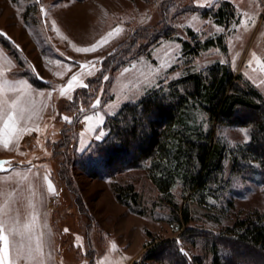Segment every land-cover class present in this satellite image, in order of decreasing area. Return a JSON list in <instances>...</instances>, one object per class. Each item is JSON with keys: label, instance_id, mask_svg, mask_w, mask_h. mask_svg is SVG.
Returning <instances> with one entry per match:
<instances>
[{"label": "rangeland", "instance_id": "obj_1", "mask_svg": "<svg viewBox=\"0 0 264 264\" xmlns=\"http://www.w3.org/2000/svg\"><path fill=\"white\" fill-rule=\"evenodd\" d=\"M228 1L233 4L238 20L225 26L215 24L199 11H191L206 0H0V71L3 72L0 79L13 81L7 86L17 90L15 94L6 93V98L11 100L22 95L25 115L20 126L31 129L20 133L7 148L0 142V160L7 161L0 168V206L6 214L18 217L21 225H29L25 234L17 237L19 247L29 242L34 247L37 238L42 243L39 257H22L19 264H40L41 261L42 264H133L152 243L166 238H174L178 251L182 247L187 253L179 251L180 254L189 260L202 255L201 246L183 235L175 222L160 214L136 213L117 201L112 181L133 183L147 206L155 199L156 190L144 170L127 169L111 178H92L74 164L69 171L73 183L70 190L59 181L51 144L59 138L60 128L69 123L63 117H73V109L67 111V103L75 90L63 96L60 86L67 85L77 73L85 83L88 77L96 76L103 61L99 58L117 51V45L135 30L139 35L141 28L156 25L163 10L167 11L170 31L183 40H191L187 30L193 31L198 39L225 34L227 51L213 47L200 52L190 59L195 68H206L215 61L226 62L264 97V0ZM41 4L46 15L41 11ZM211 4L212 8L218 5ZM53 20L56 29L52 26ZM117 25L123 31L93 52L76 50L100 40ZM4 39L11 43L10 48L17 56L2 44ZM139 46L143 48L142 54L137 53ZM169 48L174 49L172 54ZM181 49V42L158 34L150 39L140 37L132 51L115 59L112 66L120 61L124 63L114 70L110 66L103 75V85L93 101L100 97V105L85 114L82 112L76 123L77 157L91 142L97 141L101 131L106 132L103 124L97 123V114L103 117L104 123L122 103L180 75L187 62ZM84 61H94V66L81 68ZM162 61L169 66L162 68ZM124 68L129 71L124 72ZM89 71L94 75L89 76ZM57 72L62 75H56ZM105 75L109 76L108 80H104ZM40 83L43 85L39 86ZM89 105L90 99L81 95L78 108L89 109ZM85 116L90 119L86 121ZM219 134L230 145L248 139V131L243 127H224ZM3 135V118H0V139ZM45 174L54 191L49 190ZM227 174L229 177V170ZM228 179L231 187L226 213L219 221H212L198 211L190 227H202L217 234L235 218L253 210H264V183L256 174ZM113 241L115 249L111 247ZM240 254L252 257L250 251L240 250ZM257 264L263 263L257 260Z\"/></svg>", "mask_w": 264, "mask_h": 264}, {"label": "trees", "instance_id": "obj_2", "mask_svg": "<svg viewBox=\"0 0 264 264\" xmlns=\"http://www.w3.org/2000/svg\"><path fill=\"white\" fill-rule=\"evenodd\" d=\"M211 3L218 5L212 8ZM203 5L191 11L209 16L217 25L238 20L228 0H209V4L206 0ZM170 27L163 10L156 25L141 28L139 35L135 30L117 45V51L103 58L99 73L86 79L87 88L75 89L66 104L67 111L73 109V119L60 128L59 138L51 144L57 176L72 190L69 171L74 164L92 178H111L127 169H142L156 190L155 199L147 206L133 183L112 181L117 201L136 213L166 217L201 246L202 255L189 260L180 254L174 238L159 239L133 264H257V260L264 264V210L235 218L217 234L189 226L198 211L212 221H219L226 213L231 187L228 178L256 174L264 183V97L226 62L215 61L203 69L190 63L191 58L213 47L225 53L224 33L198 39L187 30L191 40H183ZM158 34L181 42V55L187 62L180 75L122 103L103 123L107 140L91 142L77 157L75 126L82 112L92 110L103 75L115 59L135 48L140 37L150 39ZM2 44L13 52L8 40ZM141 49L139 46L137 53L142 54ZM122 63H115L111 69ZM81 95L90 99L89 109L78 108ZM224 127L246 128L247 141L228 144L219 134ZM240 250L250 251L252 257L241 255Z\"/></svg>", "mask_w": 264, "mask_h": 264}, {"label": "snow or ice", "instance_id": "obj_3", "mask_svg": "<svg viewBox=\"0 0 264 264\" xmlns=\"http://www.w3.org/2000/svg\"><path fill=\"white\" fill-rule=\"evenodd\" d=\"M41 11L44 12L45 15L47 14L45 12L43 4H41ZM52 26L54 29H56V23L54 20L52 21ZM122 31L123 29L119 25H117L115 29L107 33L106 36H102L100 40L96 41L95 43L89 46L76 48V50L79 52H93L95 49L101 47L103 43H106L108 39L112 38L113 35H117ZM16 47L19 48L20 46L16 45ZM173 52L174 49L169 48V54H172ZM99 59H103V58L101 57ZM86 66H94V61H84L81 64V68H85ZM168 66H169L168 63L163 61L161 62L162 68H167ZM131 67L135 68V64H132ZM96 71H99V69H97ZM123 71L128 72L129 69L124 68ZM156 72L158 73L159 69H157ZM56 75H62V73L57 72ZM88 75L92 76L94 75V73L92 71H89ZM2 76H3V72L0 71V77ZM79 76H80L79 73L74 74L71 77V79L68 80L67 85L60 86L61 95L67 96L68 91L75 90V88L78 86L83 88H87L89 86L82 79H80ZM108 79L109 76L105 75L104 80H108ZM23 82L26 83V81ZM11 83H13V81L7 79H0V118H3V133H4L2 139H0V142L3 143V146L5 148H7L13 140L18 139L20 133L31 131V129L28 127L20 126V121L24 118L25 115V108L22 106L23 104L22 95H18L16 96L15 99H11V100L6 98V93L11 92L15 94L17 92L15 88H11L7 86L10 85ZM50 95L51 92H49V96ZM68 98L72 99L71 96H69ZM100 103H101L100 97H97V99L92 105V108L95 109L98 105H100ZM81 111H83L82 108ZM63 119L68 122H71L73 118L70 116H64ZM84 119L87 121L90 119V117L85 116ZM97 123L103 124V117L99 116V114H97ZM37 130L39 129L37 128ZM96 140L97 141L107 140V137L105 133L101 131L100 135L96 136ZM6 163L7 161L0 160V168H3ZM44 179L48 183L49 190L54 191V187L52 186L51 181L48 179L47 174H45ZM28 228H29L28 224L21 225L18 217L6 214L3 211V206H0V264H19V261L22 257L26 256L31 259H36L42 254V243L39 238L36 239V243L34 247L31 244V242H29L23 248L18 246L17 237L23 236L25 234L24 230ZM111 247L113 249L116 248V244L114 241L111 242ZM179 251L187 255V253L182 247L179 249ZM40 264H42V261L40 262Z\"/></svg>", "mask_w": 264, "mask_h": 264}]
</instances>
